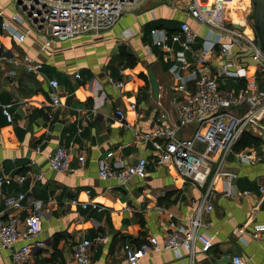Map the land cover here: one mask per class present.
I'll list each match as a JSON object with an SVG mask.
<instances>
[{
    "label": "crops",
    "instance_id": "0c3cea01",
    "mask_svg": "<svg viewBox=\"0 0 264 264\" xmlns=\"http://www.w3.org/2000/svg\"><path fill=\"white\" fill-rule=\"evenodd\" d=\"M248 3L244 14L249 23ZM242 9L234 6L223 17L232 21L231 15H235L239 22ZM0 12L8 19L21 14L15 0H0ZM185 19L177 6L148 0L99 36L54 41L49 52L31 39L18 43L10 35L19 44L13 47L4 36L8 32L0 30V100L10 105L13 116L8 121L0 108V177L13 178L10 183L0 182V212L5 218L37 213L42 219V231L32 242L29 260L17 262L12 252L2 249L0 264H74V245L83 237L98 236L106 240L91 248V264H129L123 251L125 242L162 238L171 222L189 226L200 209L206 226L199 231L213 238L210 249L203 250L196 242L193 257L184 250H162L138 264H233L234 255L242 256L247 264H264V236L254 238L251 233L254 224H264V194L260 191L264 186V117L260 125L250 126L239 136L240 140L244 134L250 135L249 146L236 150L235 145L224 157L215 156L216 164L204 184L183 176L176 166H158L152 142L142 137L152 127L159 103L169 108L173 83L168 71L171 57L153 44L150 30H175ZM190 23L199 35L204 34V26L191 19ZM121 46L136 56V65L128 67L112 60ZM3 54H29L42 68L27 72L3 59ZM150 69L159 84L158 99L153 95ZM255 69L249 65L248 72ZM110 77L122 80L124 88H116ZM258 77L263 79L261 73ZM51 79L58 81V106L50 97ZM131 103H136L135 110L130 109ZM117 109L123 110L125 119L116 115ZM253 145L260 149L261 158L252 164L240 154ZM58 146L71 151L69 172L49 167V154ZM82 153L83 163L78 161ZM142 156L150 161L145 179L132 177L121 182L98 175L101 159L135 163ZM219 163L221 172L216 173ZM211 185L213 191H209ZM19 194H24L22 202L30 211L8 210L6 200ZM73 198L95 201L103 209L73 205ZM206 203L213 209L205 211ZM240 228L245 233L239 234ZM25 243L21 239L15 248Z\"/></svg>",
    "mask_w": 264,
    "mask_h": 264
},
{
    "label": "built area",
    "instance_id": "2783aa9c",
    "mask_svg": "<svg viewBox=\"0 0 264 264\" xmlns=\"http://www.w3.org/2000/svg\"><path fill=\"white\" fill-rule=\"evenodd\" d=\"M147 1L15 0L21 14L8 19L0 12V18L3 17L0 19V30L8 32L18 43L31 39L43 51L49 52L54 41H68L84 35L99 36L112 29L123 15L140 9ZM155 1L175 5L174 0ZM225 1L211 0L205 4L201 0H188L186 5L178 3L175 6L186 14V19L179 23L177 29L169 31L158 27L150 30L153 44L171 57L168 71L173 83L169 108L159 103L152 127L143 132L142 137L144 141L152 142L154 161L158 166H176L183 176L200 184H204L216 164L215 156L224 157L237 144L242 132L252 125H260L264 117V51L259 36L253 30V36H247L242 29L223 17ZM190 19L205 27L202 36L192 26ZM25 24L28 27H24ZM248 52L256 66L251 74L243 56ZM2 58L15 67H23L27 72L42 68V63L29 54H3ZM258 73L263 75L262 80ZM109 82L118 89L124 88L122 80L110 77ZM49 84L52 87V103L58 106V81L51 79ZM0 108L11 122L10 105L0 100ZM136 108V103L130 104L131 110ZM116 115L121 120L125 119L122 109H117ZM184 128L190 129L182 133ZM71 156L68 147H56L48 157L50 169L61 173L71 171ZM240 156L248 163H256L261 158L260 149L251 147ZM84 160L82 153L78 161L83 163ZM149 163L148 156L139 157L135 163L101 159L98 175L102 179L115 178L121 182L132 177L145 179ZM220 172L219 163L216 173ZM41 177L39 174L38 178ZM3 181L10 183L13 178L0 177V182ZM209 191H213L212 185ZM260 191L264 194V186L260 187ZM23 199L24 194L8 198V210L30 211L23 204ZM71 204L84 209H103L95 201L83 202L78 198H73ZM212 209L213 205L206 203L204 210L208 212ZM201 214L200 209L189 226L171 222L162 238L149 236L139 244L125 242L123 251L129 264H138L150 253L162 250L175 253L184 250L193 257L196 242L201 243L203 250L210 249L213 238L199 231L206 226ZM41 231L42 219L37 213H29L23 218L8 214L5 218L0 212V251L9 250L15 261L27 262L32 254V242ZM245 231L238 229L239 234ZM251 233L254 238L264 236V224H254ZM21 239L27 243L15 248ZM105 240L103 236L92 239L83 237L73 247L74 264H91V248ZM232 263L247 264L240 255H234Z\"/></svg>",
    "mask_w": 264,
    "mask_h": 264
},
{
    "label": "rangeland",
    "instance_id": "374dc122",
    "mask_svg": "<svg viewBox=\"0 0 264 264\" xmlns=\"http://www.w3.org/2000/svg\"><path fill=\"white\" fill-rule=\"evenodd\" d=\"M7 0H1V2L2 3H4V2H6ZM175 1V5H178V0H174ZM177 1V2H176ZM249 2V3H248ZM180 3L182 4V5H186L187 4V2L185 1V0H181L180 1ZM230 3V4H229ZM249 4L250 5V7H251V9H250V12L249 13H247L248 14V17H247V19L249 20V23H250V25L252 26V28L253 29H251V27H250V25L248 24V22H247V20H246V16H245V12H244V7L246 6V4ZM234 6H236L237 8L238 7H243V9L241 10V13L239 14V22H240V24L244 27V29L246 30V32H244L247 36H249V37H252V30H253V32L255 33V34H257L256 33V30H255V27H254V24H253V12H254V4H253V0H228V2H227V5H225V10H224V17L226 16V14L228 13V11L229 10H232L233 8H234ZM10 11H12V10H10ZM156 13V12H155ZM226 13V14H225ZM127 15V13L125 14V15H123V17H125ZM121 23H120V26H122L123 25V23H122V21H120ZM24 27H28V25L27 24H25L24 25ZM201 30H202V28H201ZM3 34H5V33H3ZM2 34V35H3ZM4 36H7V38H9V40H10V43H11V45L13 46V47H17L19 44H17L12 38H11V36H10V34L8 33V34H6V35H4ZM116 36H118V33L116 34ZM256 36H258V35H256ZM145 43L146 44H150L151 45V43L150 42H146L145 41ZM244 56V58L246 59V63L247 64H249V65H255V62H254V60L250 57V54H249V52H248V54H246V55H243ZM190 128H184L183 130H182V133H185L186 131H188Z\"/></svg>",
    "mask_w": 264,
    "mask_h": 264
},
{
    "label": "water",
    "instance_id": "95a60500",
    "mask_svg": "<svg viewBox=\"0 0 264 264\" xmlns=\"http://www.w3.org/2000/svg\"><path fill=\"white\" fill-rule=\"evenodd\" d=\"M254 12H253V24L257 34L260 38L261 47L264 51V0H253ZM150 81L152 84L153 95L155 99H158L159 84L156 80L153 69L149 70Z\"/></svg>",
    "mask_w": 264,
    "mask_h": 264
},
{
    "label": "trees",
    "instance_id": "16d2710c",
    "mask_svg": "<svg viewBox=\"0 0 264 264\" xmlns=\"http://www.w3.org/2000/svg\"><path fill=\"white\" fill-rule=\"evenodd\" d=\"M114 58V59H113ZM112 60L118 61L119 63H124L128 67H133L137 63V58L133 54H129L124 46H121L119 48L118 54H116L114 57H112ZM251 137L248 134H244L242 138L237 142L235 149L241 150L247 146H249L251 142ZM252 147H258L257 145H253ZM131 242V241H130ZM142 241L136 243L139 244ZM132 243V242H131Z\"/></svg>",
    "mask_w": 264,
    "mask_h": 264
},
{
    "label": "bare ground",
    "instance_id": "6f19581e",
    "mask_svg": "<svg viewBox=\"0 0 264 264\" xmlns=\"http://www.w3.org/2000/svg\"><path fill=\"white\" fill-rule=\"evenodd\" d=\"M202 3H204V0H201ZM251 9V7H250ZM231 20H229L230 22H232L234 24V26H236L237 28H240L243 30V32H246V30L244 29V27L238 22V17L235 15H231ZM245 34V33H244ZM253 36V33L251 34Z\"/></svg>",
    "mask_w": 264,
    "mask_h": 264
},
{
    "label": "flooded vegetation",
    "instance_id": "af4514ba",
    "mask_svg": "<svg viewBox=\"0 0 264 264\" xmlns=\"http://www.w3.org/2000/svg\"><path fill=\"white\" fill-rule=\"evenodd\" d=\"M256 33H257V31H256ZM259 36V35H258ZM260 39V38H259Z\"/></svg>",
    "mask_w": 264,
    "mask_h": 264
}]
</instances>
